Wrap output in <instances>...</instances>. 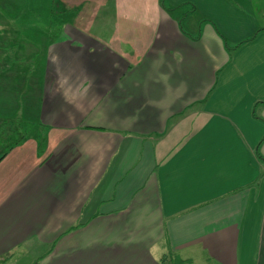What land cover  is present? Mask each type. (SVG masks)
<instances>
[{
    "label": "crops",
    "instance_id": "0c3cea01",
    "mask_svg": "<svg viewBox=\"0 0 264 264\" xmlns=\"http://www.w3.org/2000/svg\"><path fill=\"white\" fill-rule=\"evenodd\" d=\"M57 2L36 78L0 55V264H264V0Z\"/></svg>",
    "mask_w": 264,
    "mask_h": 264
},
{
    "label": "rangeland",
    "instance_id": "374dc122",
    "mask_svg": "<svg viewBox=\"0 0 264 264\" xmlns=\"http://www.w3.org/2000/svg\"><path fill=\"white\" fill-rule=\"evenodd\" d=\"M54 1V0H53ZM54 6H55V11H54ZM58 7V2L57 0H55V4L53 2V11L55 12H51L52 14H50V18L48 21H38L36 20L32 15L31 16H25V18H18L17 20V33L15 32V30H13V26H11V21H7V19H0V31L2 32L1 35H0V55L4 56L5 55V49L7 48H10V50L13 52V54H9L11 57H13L14 59H16V62H22V65L23 66V72L21 69H19L18 67H16V71L18 72V74H13L15 75L16 77L19 76L20 78H24L25 77V73L26 71L28 70V73L27 75H30L32 76V78H36V75L35 73H37V69L40 67V62L38 61L39 58H42V60H45L44 59V53H43V50L42 48H45L47 46V42H49L50 39H52V37L54 36V34L56 35V33L58 32L59 30V25L62 24V19L63 17H60L62 16V12L60 11V15L58 16L57 14V8ZM65 17V15H64ZM37 21V22H34ZM184 21L186 22V18L184 17ZM41 23L43 26H45L44 24H47L45 26V28L42 27V29L44 30H49L51 32H54V33H51V34H46L44 33L42 30L41 32L44 34H34V33H37L35 30H32V29H37L36 27V24L37 23ZM34 27H30V24ZM15 26V25H14ZM46 34V35H45ZM44 36V37H43ZM48 36H50L49 40H48ZM41 51V52H40ZM40 52V54H39ZM15 53V54H14ZM24 54H27L26 55V62L25 61H22L21 58ZM0 64L3 62V60H0ZM38 62V64H37ZM19 64L21 63H18V66H20ZM26 68V70L24 69ZM34 74H33V73ZM12 75V76H13ZM24 81L22 80L20 82V84L17 86V92H18V95L20 93H23L24 92ZM5 90L8 91V87L6 88L5 87ZM22 98H19V105H21V108L24 107V104H25V96L22 95L21 96ZM4 117V116H3ZM14 118H8V117H4V119H1L0 118V123H2L3 121H9L8 123L11 122V124H8L9 125V128L11 130L10 133H12L11 135H13V137H17L19 134L18 131L15 132V130H17L15 127L16 126H19L21 125L19 122H14ZM17 121V120H16ZM2 129H1V136L4 135V131H5V128H4V125H1ZM32 127V125H31ZM34 127H36L35 125L33 126V133H35L36 131L34 130ZM31 133V135L33 134ZM35 134H33L34 136ZM41 135V134H40ZM12 137V138H13ZM8 139L10 140L11 138H7L5 142V144L8 142ZM10 143V141H9ZM21 252L17 251L16 255L14 256V259H12L11 261H5L3 262L2 264H33L34 263V258H35V255L36 253H30L29 251L27 250H24V249H20ZM177 257L173 256V263L174 264H186L187 261H183V262H180L181 259H176ZM172 263V264H173Z\"/></svg>",
    "mask_w": 264,
    "mask_h": 264
},
{
    "label": "trees",
    "instance_id": "16d2710c",
    "mask_svg": "<svg viewBox=\"0 0 264 264\" xmlns=\"http://www.w3.org/2000/svg\"><path fill=\"white\" fill-rule=\"evenodd\" d=\"M53 2H54V4H55V0H54ZM54 11H55V6H54ZM54 11H53V9H52L51 12L53 13ZM52 13H51V14H52ZM54 13H55V12H54ZM17 122H19V120H17ZM4 128H5V131H4V133H3L4 135H2L1 137H2L3 140H4V139L7 140V138H10L9 136H11L12 133L9 134V130H10L9 126L6 125V126H4ZM16 131H18V130H15V132H16ZM10 132H11V130H10ZM21 137H22V136L18 135L15 139H14V137H13V138H11L9 141L11 142V141H14V140H15V141H14L15 144H19V142H21V140H22ZM10 148H11V147H10ZM180 262H183V261L181 260ZM172 263H173V262H172ZM173 264H174V263H173Z\"/></svg>",
    "mask_w": 264,
    "mask_h": 264
}]
</instances>
